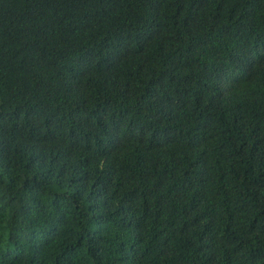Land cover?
I'll list each match as a JSON object with an SVG mask.
<instances>
[{
	"label": "trees",
	"instance_id": "1",
	"mask_svg": "<svg viewBox=\"0 0 264 264\" xmlns=\"http://www.w3.org/2000/svg\"><path fill=\"white\" fill-rule=\"evenodd\" d=\"M0 264H264V0H0Z\"/></svg>",
	"mask_w": 264,
	"mask_h": 264
}]
</instances>
